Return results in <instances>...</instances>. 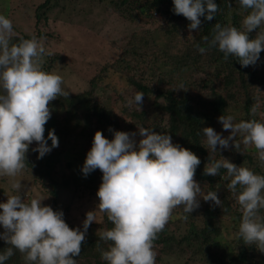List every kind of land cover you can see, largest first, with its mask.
Masks as SVG:
<instances>
[{
  "label": "clouds",
  "instance_id": "clouds-1",
  "mask_svg": "<svg viewBox=\"0 0 264 264\" xmlns=\"http://www.w3.org/2000/svg\"><path fill=\"white\" fill-rule=\"evenodd\" d=\"M172 3L174 14L190 22L189 30L199 29L201 17L213 20L219 10L214 0ZM238 3L247 10L243 31L217 22L211 38H202L206 47H195L201 54L217 48L225 61L234 56L242 67H247L255 65L264 51V30L257 32L264 26V0ZM254 31L255 37L249 38ZM15 35L12 21L0 15V177L10 178L26 167V153L33 142L37 144L33 151L38 159L59 146L54 130L48 132V146L44 126L51 117L50 102L68 95L59 74L42 70L44 57L50 55L44 45L35 36L12 43ZM143 98L144 94L137 92L129 104L134 102L140 110ZM251 113H257V106L251 108ZM218 120L230 134L222 137L211 127L203 128L208 150L217 152V146L226 150L230 141L237 149L240 143L235 141L240 136L245 148H254L264 163V122L252 119L234 123L231 115H221ZM138 133L142 139L137 143L136 133L114 131L110 141L96 131L81 169L85 176L96 169L102 173L96 208L113 225L100 234L102 241L111 242L109 249L101 253L107 264H156L154 241L175 209L182 207L187 219L200 206L199 199L218 207L222 203L217 195L219 184L215 191L202 195L194 178L201 161L193 152L173 144L168 134L142 126ZM222 168L230 178L227 189L236 197L242 213L237 236L245 245L255 244L264 253V217L260 215L264 210V175L225 158L209 162L204 174L217 176ZM21 187L20 181H14L11 188L16 194L0 203V227L4 230L0 240L10 245L0 253V264L14 255V249L23 254L26 264H76L74 257L81 253L85 233L97 221L96 210L86 213L83 230L70 228L63 212L42 205V199L26 203L19 194Z\"/></svg>",
  "mask_w": 264,
  "mask_h": 264
},
{
  "label": "trees",
  "instance_id": "trees-1",
  "mask_svg": "<svg viewBox=\"0 0 264 264\" xmlns=\"http://www.w3.org/2000/svg\"><path fill=\"white\" fill-rule=\"evenodd\" d=\"M0 1L6 3L1 13L4 14L6 10L9 12L13 8L15 12L13 13L17 16L19 10L18 18L26 22V26H31L28 33L22 34L24 39H30L32 36L38 39L43 36L42 31L38 30L40 33H36L33 32V28L38 27L40 19L44 21L49 19L52 3H55L54 7L58 4V0H40L34 5L35 13L31 17L28 14L25 16L22 12V7L32 4L31 0L22 2L15 0L14 4L13 0ZM112 1L117 11L124 10L127 13L134 8L145 16L154 10H162L171 3V0ZM214 2L219 8L215 18L208 21L201 17V25L191 38L180 36L185 33L183 30L190 31L188 28L190 22L182 15L174 14V5L171 3L172 6L167 13L165 11L168 9L162 10L163 14H169L168 21L157 30L162 42L152 39L150 44L146 43L144 39L148 32L146 29L139 37L124 44L116 58L101 65L89 78V87L83 90V94L74 95V98L79 100L78 104L83 105L85 109L81 114L83 129L80 132L75 131L74 127L70 130L65 122L63 123L64 120L58 118V110L62 106L66 115L71 117L74 114L72 107L74 100L69 99V96H63L50 102L49 106L54 105L57 110L44 126L47 128L44 137L51 147L48 132L54 130L59 146L41 159L37 158V152L34 155L26 153L25 162L26 168L31 171L33 186H37L51 200V208L54 211L63 212V219L70 228L83 230L82 225L76 226L69 221L67 215L69 207L58 202L60 193L73 188L74 196L79 198L81 195L77 191L97 196V190L102 183V173L99 169L87 176L81 171L95 132L101 131L110 141L114 138V131L136 133L134 139L138 143L142 139L138 128L142 126L157 133L170 135L173 144L193 152L201 161L194 178L202 188V195L215 191L216 185L219 184L217 195L222 201L218 207L211 201L206 202L198 198L200 206L192 211L187 219H184L186 214L182 207L175 209L166 227L154 241L156 263L162 260L164 254L189 250L194 259L201 257L207 264H264V253L260 252L255 244L245 245L237 236L242 213L236 197L227 189L230 178H227L226 169H220L217 176L204 174V168L209 162L225 158L237 166L247 167L256 174L264 175V163L257 160L256 150L246 149L240 138V147L236 151L227 153L217 146V152H211L202 132L205 127L214 129L215 125L220 123L218 117L221 115L233 116L235 112L239 114L236 115L239 122L252 119L264 122V70L261 71L264 65V51H261L255 65L242 67L234 56H229L225 61L223 53L217 48H211L201 54L195 47L196 44L206 47L202 38L204 36L211 38L213 25L217 22L243 31L242 21L247 15V10L240 7L238 0ZM101 3H106V0H97L96 3L93 0L95 5ZM40 10L44 14L39 12ZM261 30H264V26L257 29V32ZM255 35V31L251 32L249 38H254ZM138 60H145L146 65L134 63ZM43 69L50 71L51 64L44 65ZM180 71L186 73L180 75ZM115 73L120 74L125 82L123 92L130 94V90L132 91L127 101L132 100L137 92L144 94L143 101H148L149 96H152L153 100L148 104L149 107L143 113H139L140 116L125 106V101L122 113H119L108 103H101L95 99V83L101 80L105 82L108 76ZM101 85L107 90H114L117 87V84L111 82H101ZM181 85L183 87H180ZM253 106H257L255 115L251 113ZM78 124L77 121L76 125ZM110 128L113 131H109ZM70 133L76 134L75 140L83 141L78 149H74L76 141L72 148L67 145ZM20 174L24 175L26 171L23 170ZM2 192L3 189H0V203L7 200V197L4 199L5 195H1ZM28 193L32 199L36 197L31 192ZM260 215L264 217V213L260 212ZM101 216L102 223H92L87 229L81 253L74 257L76 264H107L101 258V253L109 249L111 242L102 241L100 234L106 229H111L113 225L104 213H101ZM227 218L233 223L234 229V236L229 243L224 242ZM8 247L10 245L0 240V253ZM5 264L26 262L23 254L14 249V255Z\"/></svg>",
  "mask_w": 264,
  "mask_h": 264
},
{
  "label": "rangeland",
  "instance_id": "rangeland-1",
  "mask_svg": "<svg viewBox=\"0 0 264 264\" xmlns=\"http://www.w3.org/2000/svg\"><path fill=\"white\" fill-rule=\"evenodd\" d=\"M17 1L22 2L23 0ZM31 1L32 4L30 6H25V8L22 7V12L25 16L28 14L32 17L35 13L34 5L40 0ZM96 2L97 0H95V3ZM14 3L15 0H13L12 4ZM171 3L163 7L162 10L168 9L165 11L167 13L170 10V6H172ZM5 4L6 3L0 1V15H4L12 21L13 30L16 33L12 40L14 43H18L20 39H24L22 34H24V32L28 33L31 26H26V22H22L18 18L19 10H17V16L14 15L15 12L13 8H11L9 12L6 10L4 14L1 13V9ZM54 6L55 3H52L49 19H45V21L40 19L38 27L36 29L32 28L33 32L36 33H40L38 30L42 31L41 33L43 36L38 38V41L44 45L46 52L50 53V55L44 57L42 70L46 71L43 67L50 63L51 69L46 72H55L59 74L63 79L62 88L65 93H68V95L64 96H69V99L74 100L72 107L74 108L75 115L73 114L74 116L72 115L71 117L66 115L63 111L64 106H62L58 110V118L61 121L64 120L63 123L65 122L70 130L74 127L75 131L80 132L83 129L81 114L85 109L83 105L78 104L79 100L77 101L74 95L78 93L83 94V90L89 87V78L99 67L105 64V62L116 58L119 49L122 48L124 44L139 37L140 33L142 34L146 29H148V32L145 31L146 38L144 37L146 43L150 44V40L153 41L152 39L157 40L159 43L162 42V37L159 36L157 30L168 21L169 14H163L164 12H162V10H154L151 14L145 16L138 13L134 8L127 13L124 10L117 11L112 0H106V3L98 5L93 4V0H58L57 6ZM39 12L44 14L42 10ZM183 31H185V33L180 36L184 38H191L197 33L196 30ZM134 63L140 66L146 65L145 60H138ZM262 70H264V65H262L261 71ZM185 73L182 71L179 72L180 75H184ZM101 82H111L112 84H117V87L114 90H107V88L101 85ZM105 82L101 80L95 83V99L97 101L99 100L101 103H108L112 109L117 112L119 111V113H122L123 102L125 101V106L129 107L134 113L140 116L139 113H143L144 110L146 111L149 107L148 104L153 100L152 96H149L148 101H143L139 110L134 102L129 104L131 99L127 101L132 91L130 90V94L123 92L125 82L120 74H111L105 79ZM122 96H124V99H122ZM50 108L51 116H54L57 108L54 105ZM236 115L239 114L237 112L233 114L234 123L239 122L236 119ZM77 121L79 123L78 125H76ZM48 125L51 126L49 123ZM45 130H47V128H45ZM214 130L222 137H227L230 134V131L223 130L221 123L215 125ZM68 135L70 136L66 143L69 147L72 148L75 141L77 145L74 149H78L80 145L83 144V141L75 140V133H70ZM239 138L241 139L240 136L236 137V143H239ZM36 147V142L30 144L27 154L34 155L35 151H33V149ZM222 150L227 153L236 151V149L232 147L231 141L229 142V148ZM257 160H259L258 156ZM64 169L66 170L67 168L64 167ZM23 170L26 171V174H19L15 178L0 177V189H3L1 195H5L4 199L15 194L14 190L11 188V184L14 181H20L22 187L19 194L23 197L25 202L32 199L31 195L28 193L31 192L32 195L36 196L35 198L42 199V205L52 207L50 203L51 200L44 195L37 186H33L31 182V171L26 167ZM74 191L73 188H68L62 191L58 198L59 204L69 207V211L67 212L69 221L76 226L82 225L86 218V213L96 210V223H102L101 212L96 208L98 205V197L77 191L81 195V198H79L78 196H74ZM261 213H264V210H261ZM225 225L226 230L224 231L226 232L224 233V242L229 243L228 241L234 236L233 223L227 218L225 219ZM3 231V228L0 227V233ZM156 264L207 263L202 261L201 257L194 259L189 250H187L170 253L168 255L164 254L162 260Z\"/></svg>",
  "mask_w": 264,
  "mask_h": 264
}]
</instances>
